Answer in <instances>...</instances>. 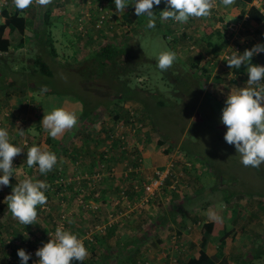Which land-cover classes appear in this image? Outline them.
<instances>
[{"label": "crops", "instance_id": "0c3cea01", "mask_svg": "<svg viewBox=\"0 0 264 264\" xmlns=\"http://www.w3.org/2000/svg\"><path fill=\"white\" fill-rule=\"evenodd\" d=\"M73 1L78 2L79 0ZM214 3L218 6L214 7L211 10V14L208 17H192L187 23H185L188 25H192L191 33L193 34L191 36L192 39L194 38L195 44L197 46L194 51H190L188 49L183 35L178 30L172 27L170 28V30H172V36L169 40V44L173 45L176 48L175 52L178 59L183 58L182 55H186V59L189 60V58H193L199 53L202 54V58L199 60V62H197V66L206 68V72L209 73L206 82L204 77H202V80L203 87H205L206 90L209 91L210 100L205 101L202 95L199 97L197 105H199V103L201 102L203 103L217 101L222 103V105L224 106V101L227 95L236 88L244 87L246 85L248 76L247 65L245 64H242L240 66V71H238L237 74L233 73V70L228 67L227 62L225 61V59H223V52H230L233 47H238L243 52L245 49H250L255 44L264 43V18L261 22L257 23L247 17V10L250 5H254L256 9H258V11L264 15V0H252L250 4H243L239 0H234L233 5L227 8L220 5V0H214ZM111 4L114 6L113 2ZM41 6L42 5H40L37 0H33V6H31L30 9H39ZM46 7L47 8L42 12L41 16L39 13L37 14V12L35 13V15H33L35 11H32L29 15L27 14V9L26 11L24 10L23 15L25 16L28 27L27 29H25L23 36H25L28 31L33 30V36L37 34L36 38H39L38 33L41 30H38V28H29L31 27V24L34 20H38L42 24L44 13L46 12L49 16V22L48 27L46 28V32L48 30L53 39L58 38L60 35L64 39L67 38V25L69 24L67 23V20L70 13H66L68 17L65 20L62 15H58L56 13V10H59L60 7H63L65 10H70V4L66 3L65 0L63 3H61L60 0H51V3L46 5ZM65 10L63 11L65 12ZM64 12L62 13L65 14ZM78 12L79 10H76V12L71 15V18H73V16ZM73 20L76 26V21L75 19ZM2 22L3 17L0 16V24ZM229 22L232 24L234 23L238 27H235L234 31L229 30L227 32L226 40V37H224V31H226L225 24H230ZM186 26L187 25H185L184 28ZM189 30L190 27L187 29L186 35H189ZM69 33H72L71 30L69 31ZM180 43H184V45L186 46L184 50L179 49L181 48ZM224 43L226 44L225 49L227 50L223 51L222 46L224 45ZM13 48L14 47H11V49ZM212 49L215 50L212 51ZM262 54L264 53L253 55V57H251L250 63H252L253 65H264V63H262L261 61ZM25 61L27 63H33V60L30 58H25ZM26 70H28V67L26 66L23 67L21 71H18L16 67V70H13V76L11 79L6 77L2 79H5V81L6 79L7 81L15 79L13 81L14 85L10 86V88L15 87L18 89L19 85L15 84V81L17 79L22 80L23 77L21 74ZM0 72H3L2 74H4V70H0ZM215 76H217V80L214 79ZM30 78L32 79L33 77L31 76ZM36 79L39 78L37 77ZM32 85L33 83L30 84V86ZM26 92L27 90H23L24 94ZM28 96V102H31L30 99L33 94L29 90ZM33 99V103H35L33 104L34 112L32 110L27 111L26 115L23 117L24 120H27V123L25 124V127L27 129L33 127L40 113L41 116L39 119L41 120L44 114L46 115L50 112L47 110V113L44 112L41 107L51 100L48 99L46 95L45 97L40 96V99L38 101H36L34 97ZM21 102H23V100ZM53 102L56 104V106L57 104H63L66 110L75 112L77 116H79L80 114L81 105L75 99L68 98L64 99V101L62 102L53 100ZM131 102L132 101L128 100L123 104V106L125 107L124 110L128 106H131ZM55 104L50 108V110L56 107ZM12 106V110L15 113L14 118L10 119L9 121L14 122V124L11 126V131L13 133L17 130H13V126H16V123H19L18 119L22 118V116L19 115L21 112L20 109L22 110V103L20 105V101L19 99H17L16 103L13 102ZM30 106L32 105H29L28 107L30 108ZM36 108L38 109L37 112H35ZM136 108L142 110V108L138 105H136ZM22 114L25 113L22 112ZM18 115L20 118L18 117ZM146 118L147 117L145 115V119ZM146 120L147 122L149 121L148 118ZM43 131L46 133V139H51L52 143L60 142V140L67 134L66 129L57 137L52 138L48 135V132L46 130ZM43 131L42 133H44ZM103 137L104 135L101 134V138L97 137L96 141L93 140L96 148H98L100 144L107 143L108 145V140L104 139ZM78 142L80 145L78 151L80 154L79 158H83V156L85 155L89 156V158L86 159L87 162L80 164V171H78L79 173L76 172L77 169H73L74 167H72L71 164L67 162L62 163L63 173H69V176H71L68 177V179L70 180L69 185H67L68 187H73L75 185L81 186L80 182H84L85 184L87 181H79L77 177L79 176V178H82L83 172H91L92 169L95 170L96 168L95 158L98 155L99 150L94 153L90 145H85L84 143H82V141ZM182 142H184V140L180 141V143ZM131 143L134 144L135 149H138L141 153L143 162L144 160L148 161V166L145 167L146 173H151L152 169L161 167L173 160V156L175 153L179 154L178 147H175V145L171 144L169 140L163 141L158 136L156 131H151L147 128H145L143 133L139 134L138 137L132 138ZM109 145L111 150L113 147H115L113 148L114 150H112V152L114 153L112 161H118L117 173L114 175V178L105 179L104 182H102L104 185L101 189V193L105 194V198H107L108 200L102 199L103 201H101V206L99 205L96 210H88L87 212L91 213L90 216L93 219L94 223L105 221L106 217H109L110 212H114L113 216L115 215V221L107 228L104 234H98V236H100L101 238L96 242L99 243V245H97L98 248H96L98 250L100 249V253L98 255H95V264H163V260H166L167 258H175V264H186L190 260L198 258L199 250L203 251L208 264H251V262H249V259H251L252 256L249 255L250 253L248 252V248L252 243H246L244 234L245 230L247 231V229H249V226L254 222L252 218L255 215V209L257 206H259L258 203L260 202L257 197L251 199H247V196H243L242 199L241 197H230V203H226L222 198L226 206L225 204L214 205L212 203L206 202L205 200H208V198H210L211 193H213L216 188L211 187L208 189V191H201L199 190L200 186L198 185V178H195L192 175V177L190 175L188 176L187 174L186 178H190V182H188L187 179L183 180L182 178H179L176 191H169L167 189H164L162 192H159L158 194L156 193L155 196L151 198L152 200L150 201L148 207L145 208L147 211L137 213L135 212V210H132L134 207L130 209L131 206L124 202L121 203V205H124V207H121V205L115 206L114 203H111L112 200L110 199L112 198V196L114 197L116 191V183H118L116 181V177H118V180H120V177H122L123 174L121 172L122 164L118 159L120 155L118 154L119 143L115 142V145ZM53 172L54 170L52 169L48 173L41 175L38 170L33 171V175H26V177L30 176L33 180H44L49 183V179L47 178L51 176L52 179L54 175H50L47 177L46 175ZM197 172L198 171H195L196 174ZM14 173H19L22 178V171H16ZM15 174L10 178L9 183H15V181L16 183L20 182V178L16 177ZM85 174L86 173H84V175ZM75 175H77V177L73 179L72 177ZM26 177H23V179H25ZM113 180L116 181L115 184ZM191 183H193L194 186L191 189L195 190L192 193L189 190V185H191ZM67 186H64L63 188ZM86 189L89 190L87 186ZM188 191H190V193ZM3 194H5V192ZM127 194L129 201L134 202L135 195L133 191H127ZM166 204H168V207H166ZM246 205H249L251 207L246 208ZM210 209L215 210L222 217V221L210 220L207 216V212ZM74 218H76V215L71 211L68 214L67 218V225L69 227V230L70 227H72L71 225H69V223H71ZM82 218L83 217H81V219ZM243 218H248L249 223H247V219H245L244 222ZM238 221L241 222L236 225ZM206 222L214 223L215 227L212 228V233L210 235L209 241L205 243L203 248H201V227L202 224ZM77 224L79 226V223ZM91 225L92 224H90L89 226ZM224 232H226V235L223 236V244L220 246L219 243H221V234ZM111 236H113L114 238H111ZM1 244L2 242L0 241V261L3 260L2 251L4 247H2ZM256 244L259 245L258 251L264 250V243ZM110 245H112L111 248L114 250L113 253H111L107 249ZM116 247H118L119 249H116ZM104 248L105 250H103ZM98 250H95V254ZM252 263L259 264L260 262H258L257 260Z\"/></svg>", "mask_w": 264, "mask_h": 264}, {"label": "rangeland", "instance_id": "374dc122", "mask_svg": "<svg viewBox=\"0 0 264 264\" xmlns=\"http://www.w3.org/2000/svg\"><path fill=\"white\" fill-rule=\"evenodd\" d=\"M86 0H79L78 2H75L73 0H65L66 3L70 4L71 9L70 10H65L63 7H60L59 10H56V13L58 15H62L63 18L66 20L67 15L66 13H70L68 20L71 19V15H73L76 10H80L81 7L83 8V13L84 12H89L91 11L87 7H84L82 5L83 2ZM61 3L64 2V0H60ZM13 0H0V7L2 5L7 4L9 7L12 5ZM132 5L126 6L124 11H127L131 8ZM163 7H166L163 5ZM47 7L46 6H41L39 9H31L29 8V11L27 9V14H31L32 11H35L33 15L37 12L39 13L40 16L42 15V12L45 11ZM115 9V7H114ZM65 10V12L63 11ZM64 12L65 14H63ZM117 16L119 17L121 13L117 12ZM143 20H140V22L136 26V31L138 33H135L137 36L135 39H139L140 41V46L141 50L146 56L152 57V58H157V55L160 51L169 49L168 44L164 41V39L161 37V28L158 27L155 31V35H152L149 33V31L146 28V17H140ZM67 20V21H68ZM230 23V22H229ZM88 26H92L91 20L88 21ZM232 24V23H230ZM43 24L40 23V21H33L31 24V27L29 29H35L38 28V30L42 27ZM187 25L185 28L184 26ZM233 25H235L233 23ZM129 27V30L127 29ZM131 25L126 24V33L129 31L131 32ZM170 27L178 30L180 33L183 31L187 32V29L190 27L189 30V35H192L191 29L192 25H188L185 23H177V24H170ZM135 28V27H134ZM71 30L72 33H69ZM89 30V29H88ZM33 30L28 31L25 34L24 38V43L23 45H18L17 47H14L9 51H4L0 52V56H2V60L6 61L8 66L11 67L12 70H10V77H6L11 79L13 76V70H16V67L18 71H21L23 67H28V70L24 71L21 75L25 81L21 79H17L15 81V84L19 85V88L11 87L8 89L11 90V97L10 99H6L4 92L7 90L1 89L0 92V103H6L7 107L13 105V102L16 103L17 99L20 101V105L22 103V110L20 109V114L22 116L21 119L19 120V123L16 124V127L13 126L14 129H19L18 125L25 126L27 123V120H24L23 117L26 115L27 111H31V109L28 107L29 105H33L35 103L33 102H28L29 96H28V90L33 94L31 98H35L36 101L40 99V96L45 97L47 96L48 99H51L50 102L46 103L45 105L41 106L43 111L47 113V111H50V108L55 104L53 100L56 101H64V99H75L76 96H85L86 98H89L91 100L97 99V96H100L99 98L101 99L103 96L102 95H97V91H92L90 87V84L87 83L84 79L79 77L75 72L70 71L69 68H77L79 66L83 65V61L86 57V52L84 49V44L83 40L73 36L72 34H76L75 32V24L74 22H70L67 25V31H68V36L67 38H62L61 35L58 38L53 39V50L55 52V55H52L50 53V49L47 47H43L38 41L37 34L33 36L32 33ZM157 32L159 33L158 35ZM125 34V33H124ZM123 34V35H124ZM128 35V34H127ZM126 35V36H127ZM125 36V37H126ZM124 37V38H125ZM185 42L187 40L184 39ZM192 41V40H191ZM188 49L190 51H194L197 46L195 44V41L191 43H187ZM179 49H183L186 47L184 43H180ZM187 49V50H188ZM188 50V51H189ZM227 50V49H225ZM188 53V52H187ZM36 55H39L41 59L49 64V67L51 70H53L52 76H44L38 74V72L34 71L32 72L33 65L32 63H27L25 61V58H30L34 59ZM183 59L182 61L186 63V55H182ZM192 57V55H191ZM2 65V64H0ZM184 67V66H183ZM35 69V68H34ZM0 75L2 73L0 72ZM33 77V80L30 77ZM39 79H36V78ZM36 79V80H35ZM39 81V84H38ZM138 84L141 85L144 83V78H142L141 81L138 80ZM0 83L6 84L5 79L0 80ZM33 83L32 86L30 84ZM149 84V83H148ZM197 84V82H196ZM195 84V85H196ZM159 89L163 90L164 83L160 82L159 84ZM11 86V85H9ZM37 87H43L42 89L44 90V93L39 91ZM88 86V88H86ZM96 87V86H95ZM176 87H179L178 85ZM172 84L168 81V85L164 86V90H166L168 93L171 91ZM198 88V86H197ZM201 92L199 93L198 96L203 95V99L205 101L210 100V94L209 91H206V88H199ZM23 90H27V92L24 94ZM187 90L190 92L187 94V99L185 97L181 99L180 101L175 102V106L173 107V102L169 104V107H166L163 109V111H154L156 115L157 123L160 126L161 132L169 134V141L171 144L175 145V147H178L180 144L181 140H184V145L190 149H193L194 153H191L190 155H185L189 161L192 162L188 170L183 168L181 165H177L174 163L173 167V173L178 176V178L187 179L188 182L191 181L190 178H186V175L188 176L192 175L195 178H198V185L199 190L203 191L206 190L208 191L209 188L216 187V190L211 193L210 198L208 200H205L206 202L212 203L214 205H220V204H225L222 200V193L230 192L232 189L231 188H238L240 191L243 193H246L245 195L247 196V199L249 198L250 194L248 193H258L255 196L259 199V206L256 207L255 209V215L253 216L254 222L249 226V229L247 231L245 230L244 234V239L246 243H252L250 244V247L248 248V252L250 253L249 255L253 254V252L259 250V245L256 243H264V163H262L258 168H252L251 166L245 167L242 163H240V154L236 153V150L234 146L226 143L223 139L224 132L226 129L220 128L218 126L219 123V117H220V112L223 107L222 103L213 101V102H201L199 105L194 104L195 103V98L193 99L192 94H194V87L189 86L187 87ZM47 92V93H46ZM180 90L177 91V95L179 96ZM97 95V96H96ZM110 92L108 90V96L105 99H111ZM172 96V95H170ZM78 98V97H77ZM181 98V96H180ZM23 100V102H21ZM102 100L100 102V106H103L104 104ZM177 105H181V108L184 106L185 110L179 109ZM196 105V106H195ZM56 106V104H55ZM97 107V110L94 111L91 115V117L84 122L80 123L77 122V124L72 128L67 130V134L60 140V142H55L52 143V140L50 139L49 142H46V133H40V130L31 127L28 128L27 131H22L19 138H24V140L28 141V145L26 148H23L21 153L17 155V157H14V161L19 163V165L14 168V172L22 171V178L20 174H15L16 177L20 178V181L23 180V177H26V175H33V171H38V167L33 165L31 168H29L26 164V153L28 150V147L32 146L33 144H36L38 146H48V149L50 151H53L57 156V163L53 167V170L55 172H60L59 176H63V167L62 163L67 162L69 164H73L72 162V157H75V162H74V168L80 171V166H78V161L84 160V162H87L86 159L89 158V156L85 155L83 158H79V140H83L87 142L85 145H90L91 149L95 152L98 150V154H100L101 149L104 146H107V143L105 144H100L98 148H96V145L93 143L94 141L97 140V137L101 138V132L99 133V129L102 125V122H107L108 125H113L112 121H110L109 116L111 112H113V106H107V110L104 111V107ZM116 108H119L116 106ZM49 109V110H48ZM37 108L35 112H37ZM47 110V111H46ZM33 111V110H32ZM40 111V110H39ZM24 112L25 114H22ZM34 112V111H33ZM164 112V113H162ZM162 113V114H160ZM160 114V117H159ZM18 115V117H19ZM132 119L131 121L133 123H136V126H138L139 123L140 125L138 129H135V137H138L139 134H142L145 128L150 129L151 131H155L152 124L150 121L147 122L145 119V113L143 110L136 108L132 112ZM205 116V119H204ZM20 118V117H19ZM159 121V122H158ZM36 124V122H35ZM39 124V123H38ZM103 124V125H107ZM132 124V123H131ZM146 124V125H145ZM134 127L135 125L132 124ZM192 127V129H195V132H192L193 134H196L197 139H192L194 144H190L188 141V134L189 130ZM80 127H82L80 129ZM115 128V127H114ZM12 129V128H11ZM81 130L80 134L78 135V138L76 136L77 131ZM121 130L124 131V138L126 142H129L132 140L130 128H125L123 127L120 128ZM114 130V129H113ZM126 131V132H125ZM191 131V130H190ZM99 133V134H98ZM16 136V135H14ZM76 136V137H75ZM14 139V137H13ZM76 139V140H74ZM94 140V141H93ZM108 144L109 141H108ZM65 149V150H64ZM76 150V151H75ZM112 150H114L112 148ZM179 154L175 153L173 156V160L177 161L179 159L178 155H183V153L178 152ZM74 154V155H73ZM73 155V156H72ZM114 156V155H113ZM81 164V163H79ZM141 166V170L138 173V176L142 179H144L146 176H150L153 174L154 169H152L151 173H146L145 172V167L148 166V161L143 160L138 163ZM162 167H158L159 170H162ZM94 171V169H92ZM192 171V172H191ZM195 171H198L197 174ZM191 172V173H190ZM84 173H90V172H83L82 176ZM106 174V172H105ZM42 175V174H41ZM51 175V174H50ZM196 175V176H195ZM65 178L71 177L69 176V173L64 174ZM191 176V177H192ZM77 175L73 176L72 178H76ZM106 177L102 180L104 182ZM111 179L112 177H108ZM119 178H116V181ZM193 179V178H192ZM15 181V180H14ZM53 181V180H52ZM52 181H49L52 183ZM114 181V180H113ZM114 181V184L116 183ZM47 184H49L47 181H45ZM96 184L95 189L99 190V196L97 197L98 200H95L92 197H87V194L85 193L83 197H87L85 199V204L87 206H82L78 204V199L73 198L72 196L75 195L73 190L68 189L67 187L63 188L61 190L57 189V184L52 185V190L50 191L49 189L46 191V196H47V203L49 210L47 211L48 213L45 212H40L38 213L37 219L33 222L34 224H29V225H23L21 224L13 215L12 213L8 212V206H7V201L5 200V194L0 198V213H5L4 218L1 216L0 219V238H5L3 240L4 244H8V241L11 239L12 243L14 245H18L20 243L19 236L20 235H26V233H31L33 241H38L40 238H42L45 233L50 229L51 225V219L53 217H57L62 211L66 212H73L76 215V218H74L69 225L70 230L75 233L76 235H85V231L89 230V225L93 224L94 221L91 218V213L87 212L88 210H92L93 206L97 205H102L101 201L102 199L105 198V194L101 193V189L103 188V183ZM16 181L13 185H11V188L16 185ZM131 182H128V185L131 186ZM120 185V184H119ZM89 188L90 186L85 183V186H81L79 188ZM123 187V186H121ZM163 188L159 189V192H162L164 189H167L169 191H173L174 189H171L168 187V185H163ZM193 183L189 185V190L194 192L193 188ZM220 187L223 188L219 189ZM133 189L132 187H130ZM230 189V190H229ZM229 190V191H227ZM119 191H115L114 197L110 200H112L111 203H114L116 201V198L119 197ZM176 191V189L174 190ZM190 191H188L190 193ZM88 192V191H87ZM82 192H79L78 195L80 196ZM89 193V192H88ZM157 193V194H158ZM90 194V193H89ZM1 196V195H0ZM66 197L68 199L67 202L63 201ZM82 197V198H83ZM81 198V197H80ZM152 199L149 198V201L146 204H140L139 202L136 203L135 207L132 210H135L137 213H142L143 211H147L145 208L148 207L150 204V201ZM203 202V201H201ZM129 203L132 205V201H129ZM121 204H118L120 206ZM142 205V207H140ZM226 206V204H225ZM39 207V206H38ZM121 207H124V205H121ZM166 207H168V204H166ZM251 206L246 205V208H250ZM127 209V208H126ZM125 209V210H126ZM74 210V211H73ZM82 212V213H81ZM84 213V214H83ZM112 213V212H110ZM109 213V214H110ZM114 213V212H113ZM112 213V214H113ZM115 216V215H114ZM81 217H83L81 219ZM106 217V216H105ZM125 217V216H124ZM106 219H108L106 217ZM128 219V218H127ZM245 219H247V223H249L248 218H243V221L245 222ZM251 220V217H250ZM242 221V220H241ZM241 221H238L236 223L239 224ZM76 223V224H75ZM79 223V226L78 224ZM75 224V226H74ZM249 225V224H248ZM40 227V228H39ZM125 227V226H124ZM114 236V234H113ZM111 236V238H114ZM97 245L98 243H92V244H84L86 249L88 250V256H86L85 260L89 264H95V255H98L100 253V249L98 250ZM108 245V244H107ZM20 246V245H19ZM97 247V248H96ZM112 245H110L107 249L113 253V249L111 248ZM116 249H119L116 247ZM261 249V248H260ZM95 250H98L95 254ZM105 250V248L103 249ZM16 257V255H15ZM255 262L256 260H252ZM109 262V261H108ZM259 264H264V253L261 255V257L258 259Z\"/></svg>", "mask_w": 264, "mask_h": 264}, {"label": "trees", "instance_id": "16d2710c", "mask_svg": "<svg viewBox=\"0 0 264 264\" xmlns=\"http://www.w3.org/2000/svg\"><path fill=\"white\" fill-rule=\"evenodd\" d=\"M97 1L99 2L104 1V2H107V4H109L110 8L113 9L112 17L103 19L104 22L102 26L100 28L95 29L93 26L94 18L96 20L97 17L96 15L94 16L93 14L94 17L91 19L92 26H88L87 24L88 21H86V22H83L82 29L75 30V32L77 33L73 35L84 41L83 46L86 52V57L83 61L82 66H79L77 68H69V70L75 72L79 77L87 81V83H89L90 86H92L90 87L92 91L93 90L97 91V95H102L103 97L100 99L99 98L100 96L96 95L97 99L91 100L89 98H86L85 96H81V97L76 96V101H78L81 105V111L78 116L77 122L82 123L85 120L89 119L92 113L97 110V107L101 105L100 102L102 100H105L102 103L104 105L100 107L102 108L105 106L104 111H106L107 106H113L112 108L113 112L109 113L110 121L117 122L119 124L122 123L128 126L130 122L129 113L136 110V105H138L139 107L142 108L146 117L149 119L150 123L152 124L154 130L157 132L158 136L163 141L168 140L170 135L161 132L160 126L157 123L158 119H156V115L154 111H163L164 108L169 107V104L171 102H173V107H174L175 102L180 101L184 97L185 99H187V94L190 93L187 90V87L189 86L194 87V91H193L194 94H192V97L193 99L195 98L194 104L197 105L198 99L200 97L198 95L201 92L199 88L203 87L202 77H204L205 82H206L207 77L209 75V73L206 72V68L197 66V62H199V60L202 58V54L199 53L197 54V56L193 58H189V60L186 59L187 60L186 63L182 61L183 59H178L176 55V60L173 62L172 66L168 68L167 70L161 72L156 67V62H157L156 57L152 58V57L146 56V54H144L141 50L139 39H135V37L137 36L135 33H138L136 31V26L140 22V20H143V19L134 15L133 6H131L129 10L124 11V13H121V15L118 17L117 16L118 14L116 10L114 9V6L111 4L113 0H97ZM239 1H241L243 4H250L252 2V0H239ZM85 4H86V1L82 3L84 7H85ZM163 5H165V3L162 0L160 5L153 6V12L155 13V27L152 29H148L147 27L146 28L149 31V33H151L152 35H155L156 29L160 27L161 37L168 44L169 49L175 52L176 48L173 45L169 44L170 42L169 40L171 39V36H172V30H170L171 28L170 24L172 25L175 21L171 19L163 20L160 18V11H162L165 8L163 7ZM31 6H33V2L26 9H29ZM26 9L24 10L26 11ZM89 9L92 11V13L93 11H95L94 8H89ZM24 10H17L14 7L13 3L10 7L7 4H4L2 5V7H0V16L3 17V22L0 24V52L9 51L10 47H17L18 45H23L24 43L23 34H24L25 29H27L28 27L26 20H25V16L23 15ZM83 16H84L83 8L81 7L79 12L76 15H74L73 18L69 19L67 23L73 22L74 21L73 19H75V21H80L83 19ZM247 17L259 23L263 20L264 15L260 13L254 5H250L247 10ZM48 22H49V16H48V13L45 12L43 20H42L43 25L40 28L41 31H39L38 33L39 38L37 42H39L43 47L48 46V48L50 49L49 50L50 53L52 55H55V52L53 50V45H52L53 38L51 37V34L48 32V30L46 32V28L48 27ZM126 24H130L132 26L131 32L129 31V33L128 32L126 33ZM227 27H228V23L225 24L226 31H224V34H225L224 37H226V40H227V32H228ZM127 29L129 30V27H127ZM158 34L159 33L157 32L156 35ZM181 34L183 35L184 39L187 40L186 43H191L194 41V38L192 39L191 35H186L187 32L183 31ZM225 46L226 44L224 43V45L222 46L223 51L225 50ZM214 50L215 49H212V51ZM241 52L242 51L239 50V53ZM228 53L231 54V51ZM263 55L264 54L261 55L262 63H264ZM0 64H2L0 65V70H4V74L0 75V80H2V78L4 77H10L9 74H10L11 69L8 66L7 62L2 60V56H0ZM32 65L33 67L35 66L34 67L35 69L34 68L32 69L33 72L36 71L38 72V74L44 75V76H52L53 74V70L50 69L49 64L44 62L39 55L35 56V58L33 59ZM231 70H233V73L235 74H237L238 71H240L239 69H232V68ZM142 78H144V83L139 85L138 80L141 81ZM214 79L217 80V76H215ZM14 80L15 79L7 81L6 79V84L0 83V92H1V89L7 90L6 92H4L5 98L7 100L11 98V90L8 91V89L10 88L9 85L11 86L14 85V82H13ZM22 80L25 81L24 79ZM168 81L172 84V88L169 93L166 90H164V86L168 85ZM160 82L164 83L163 90L159 89L158 84ZM38 84H39V81H38ZM177 85L179 87H176ZM38 88H41L39 89V91L44 93L42 86L37 87L36 89ZM86 88H88V86ZM108 90L111 94L110 95L111 99H105L108 96ZM179 90H180L179 96H175L177 95V91ZM30 100L31 102H34L33 98H31ZM128 100L132 101L130 103L131 106H128L124 110L125 107L123 106V104ZM33 106L34 105L30 106L31 110H33L34 108ZM116 106H118L119 108H116ZM177 106L179 107V109L185 110L184 106L182 108H181V105H177ZM58 107L65 108L63 104H57V106L54 108H58ZM12 108H13L12 105L10 108V106L7 107L6 103H3V104L0 103V127H4L8 130L10 142H12L13 144L17 146L22 147L23 149L27 147L28 141L24 140V138H19V136L22 131L25 132L28 129L25 126L18 125L20 130L17 129L15 132L12 133L11 126L14 124V122L9 121L10 119L14 118L15 112L12 110ZM53 109H51L50 111H52ZM160 114H159V117H160ZM40 116H41V113L39 114V117L37 118L36 124L34 123L33 126L34 128L40 130V133L42 134V131L45 129L42 127L40 123L41 121L39 119ZM204 119H205V116H204ZM104 123L107 124V122H104V121L102 122V125L99 129V133L101 132V134L104 135L103 138L108 140L111 137L110 131L112 128L108 124L103 125ZM16 124H18V122ZM139 124L142 125L141 123ZM218 126L220 128L226 129V126L222 125L220 123V120H219ZM14 127L16 126L14 125ZM81 128L82 127H80V129ZM80 129L79 131H77V134H76L77 138L82 130ZM190 130L188 134V137H189L188 141L190 144H194L193 142L195 141H193L192 139L196 140L197 136L196 134L192 133V132H195L194 128L192 129L191 127ZM48 141L49 140L46 139V142ZM79 141L80 142L82 141V143L87 144V142L81 139ZM115 142H118V141L112 140L111 144L115 145ZM183 143L184 142L180 143L178 146V151L180 153H183V155H190L191 153H194L193 149H190V148L187 149V147ZM125 150L126 149L118 150V154H120L118 157L119 160H126L131 166H135L139 163V161H142L143 158L138 149H134L135 151H125ZM71 160L73 162L72 164V167H73L75 165L74 162L76 159L75 157H72ZM79 163L83 164L84 161L80 159L78 161V166H80ZM15 165L16 166L14 168H16L19 165V163L17 162ZM177 165H180V164L177 163ZM58 173L60 172L56 173L54 170V172L51 173V175H54L52 179H51L50 174L46 175V177L50 176L47 179H49V181H52L54 180V178L57 176ZM120 178H121L120 180H117L118 183H116V190H118L119 188H121V186H123L122 188H124L125 191H130L131 189L130 187H132L133 184H139L141 182V178L138 176V173H134V172L129 173L128 176L126 177H120ZM105 179H109V178L106 177ZM129 181L132 183L131 186L128 185ZM13 184L14 183H9L8 186H0V195H1L0 198L3 196L4 192H6L5 197L11 193V189H12L11 185ZM52 184H53V181L52 183L49 182L48 185L51 187ZM80 185L85 186L84 182L83 183L80 182ZM81 186H78V185H75L73 187L67 186L70 190L74 191L73 193L75 195L72 196L73 198H75L78 195L79 193L78 188ZM50 187H48L49 190H50ZM62 187H63L62 185L57 186L56 190L57 189L61 190ZM219 189L223 190L222 187H220ZM231 189L232 190L228 192L227 194L226 192L222 193L223 194L222 198L226 203H230L229 202L230 197H235V198L241 197L242 199L243 196H246L245 195L246 193H243L238 188L237 189L231 188ZM88 192L90 194H88L87 197L98 199L93 196L92 194L93 191L88 190ZM248 194H250L249 199L254 198L255 196H258V195H255L258 193L250 192ZM87 197H85V199H87ZM63 201L67 202L68 199L65 198ZM8 212L11 213L9 209H8ZM40 212L48 213L47 210H43L40 208V206L39 207L37 206V213H40ZM2 213H0V219H1V216H3L4 218L5 213L4 214ZM53 219L54 217L51 219V225H52ZM65 226H66V229H69L67 222ZM213 227H215V224L212 222H206L202 224L201 248H203L205 243L209 241ZM224 235H226V232L221 234V238H220L221 243H219L220 246L223 244ZM92 238H93L92 243H96L98 240H100L101 237H99L97 233H94L92 235ZM4 239L5 238H0V241L2 242L1 246L2 247L4 246L3 251H2L3 260L0 261V264H15L17 262L18 264H20V261L17 260V258L15 257V255L17 254L18 247L12 243L11 239L8 241V244H4L3 243ZM24 240H25V234L20 235L18 241L22 243ZM29 240L32 241L31 238ZM263 253H264V250L263 251L257 250L253 252V254H251L252 257L251 259H249L250 260L249 262L253 264L252 260L257 261ZM27 264H37V263L28 262ZM72 264H89V263L84 259L82 262L73 261ZM186 264H208V261L203 251L199 250L198 258L194 260H190Z\"/></svg>", "mask_w": 264, "mask_h": 264}, {"label": "clouds", "instance_id": "9594fccd", "mask_svg": "<svg viewBox=\"0 0 264 264\" xmlns=\"http://www.w3.org/2000/svg\"><path fill=\"white\" fill-rule=\"evenodd\" d=\"M33 0H13L17 10H24ZM46 6L51 0H37ZM162 0H113L116 12L124 13L128 5L134 8V15L146 17V27H155L154 5H160ZM166 7L160 11V18L171 19L174 23H187L192 17H208L211 10L218 6L214 0H163ZM234 0H220V5L227 8ZM264 53V43L253 45L242 53L231 50L227 55L228 67L239 69L242 64L247 65V82L244 87L231 91L220 112V123L226 126L223 139L234 146L240 154V163L245 167L258 168L264 163V65H253L251 57ZM156 67L161 71L170 68L176 60V53L170 49L162 50L156 58ZM46 91V89H44ZM129 114H132L130 112ZM78 116L75 112L63 107L54 108L44 114L40 123L52 138L57 137L66 129H72L77 124ZM22 147L10 142L9 132L0 127V186H8L14 176L12 160L19 155ZM99 155V154H98ZM97 159V158H96ZM95 159V161H96ZM57 163V156L48 146L33 144L28 147L26 164L29 168L38 167L40 174H46ZM168 185V181L165 183ZM49 185L44 180H33L30 176L18 182L5 197L12 215L23 225L34 224L37 219V206L47 203L46 191ZM207 216L213 221H222V217L215 210H208ZM46 234V233H45ZM44 237V236H43ZM50 239L35 251L37 264H72L73 261L82 262L88 256V250L83 240L63 224L58 225ZM20 264H27L30 254L24 249L17 250Z\"/></svg>", "mask_w": 264, "mask_h": 264}, {"label": "built area", "instance_id": "2783aa9c", "mask_svg": "<svg viewBox=\"0 0 264 264\" xmlns=\"http://www.w3.org/2000/svg\"><path fill=\"white\" fill-rule=\"evenodd\" d=\"M85 7H87L88 9L94 8L95 11H93V13L92 11L84 12L83 19L80 21H76L75 30L82 29L83 22L91 20L95 15L97 17L96 20L94 18L93 26L95 29L100 28L102 26L104 22L103 19L112 17L113 9L110 8L107 2H104V1L99 2L97 0L95 1L86 0ZM235 27H238V26L233 25V24H228L227 28H228V31L229 30L234 31ZM232 50L239 52L240 49L238 47H233ZM227 55H229V53L224 52L223 59H226ZM132 116L133 115L130 114V122L128 126L122 123L119 124L113 121H112L113 125L112 126L110 125L112 129L110 131L111 137L110 139H108V141L111 144L112 140H117L119 143L118 150L126 149L125 151H134L135 149V145L131 143L132 140L129 142H126L124 138V131L120 129V128L123 129V127L130 128L131 136L132 138H134L135 129H138L140 124L136 126V123H133L131 121ZM131 123L134 124L135 126L133 127ZM113 155L114 153L112 152L110 145L108 144L107 146H104L101 149V152L97 156V159L95 161V166H96L95 170L94 171L92 170L90 173H86L85 175H83L82 178H79V176L77 177L79 181H85V182L87 181L86 183L90 186L91 191H93L92 194L96 198L99 196V190L95 189L96 184H100L102 182L101 180L104 177L114 178L115 177L114 175L117 173V162L118 161H112V157H114ZM178 157L179 159H177V161L171 160L170 162L165 164L164 167H162V170H159L158 168H154L152 175L146 176L144 179H142V181L139 184L132 185L133 189H130V190L133 191L135 195L134 196L135 201L134 203H132V205L129 203L127 191H125V189L121 187L119 191V197L116 198V201L114 202L115 206H118V204H121L124 202V203L129 204L131 206L130 207L131 209L132 207H135L136 203L138 202L140 204H146L149 201V198H152L153 196H155V194L158 193L159 189L163 188L162 186L165 185L166 181H169L168 187L175 190L177 188V182L179 178L177 175L173 173L174 163L175 164L179 163L183 168L187 170L189 169L187 167H190L192 164V162L189 161L187 157H185V155H178ZM120 161L122 164V167H121V172L123 174L122 177L128 176V174L131 172L139 173V171L141 170L140 164L131 166L126 160H120ZM140 162L141 161H139V163ZM15 164L16 162L12 160L13 167L16 166ZM59 174L60 173H58L57 176L54 178L52 185L57 184V186H60V185L67 186L70 183V180L68 178H65L64 175L59 176ZM50 190H52V186L50 187ZM78 190L79 192H82L80 196L77 195L76 197V199H78V204L82 206H87V204H85L86 196L85 197L83 196L85 193L88 195V192H87L88 190L85 187L78 188ZM98 206L99 205L93 206L92 210H96ZM140 207H142V205H140ZM40 208L43 210H47V211L49 210V207L46 204L44 206H40ZM69 213L70 212L62 211L57 217H54V219L52 220V226L46 232L44 237L40 238V240L38 241H33L31 234L26 233L25 240L22 243H19L17 247L18 249H24L26 253L30 254V259L28 262L30 263L38 262V257L35 256V251L38 248L42 247L43 244L46 243L50 239L49 236L52 235V233L54 232L55 228L58 225L63 224L64 227L66 228L65 225H66ZM107 218L108 219H106L103 222L92 224L89 227V230L85 231V235L84 236L77 235L78 238L82 239L84 244L89 245L90 243H92L93 241L92 235L94 233H97L99 235L104 234L107 228L115 221V216H113L112 213H110L109 217ZM30 238L32 241L29 240ZM16 258L17 260H19V257L17 256V254H16ZM175 262H176L175 258H167L166 260H163V264H175ZM15 264H18V262Z\"/></svg>", "mask_w": 264, "mask_h": 264}]
</instances>
